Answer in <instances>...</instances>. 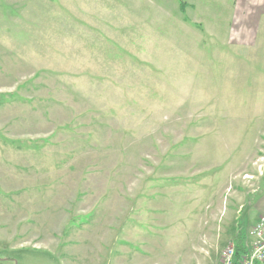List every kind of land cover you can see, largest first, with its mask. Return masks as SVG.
<instances>
[{"label": "rangeland", "instance_id": "rangeland-1", "mask_svg": "<svg viewBox=\"0 0 264 264\" xmlns=\"http://www.w3.org/2000/svg\"><path fill=\"white\" fill-rule=\"evenodd\" d=\"M230 1L0 0V264H220L241 232L248 249L264 0Z\"/></svg>", "mask_w": 264, "mask_h": 264}, {"label": "built area", "instance_id": "built-area-1", "mask_svg": "<svg viewBox=\"0 0 264 264\" xmlns=\"http://www.w3.org/2000/svg\"><path fill=\"white\" fill-rule=\"evenodd\" d=\"M264 216L260 215L248 231L250 245L238 258L235 245L227 244L221 251L220 264H258L264 262Z\"/></svg>", "mask_w": 264, "mask_h": 264}, {"label": "trees", "instance_id": "trees-1", "mask_svg": "<svg viewBox=\"0 0 264 264\" xmlns=\"http://www.w3.org/2000/svg\"><path fill=\"white\" fill-rule=\"evenodd\" d=\"M235 250H236V256L237 258L244 253L246 250L243 248L242 246V232L240 233L239 237H238V241L235 245ZM258 264H264V263H258Z\"/></svg>", "mask_w": 264, "mask_h": 264}, {"label": "crops", "instance_id": "crops-1", "mask_svg": "<svg viewBox=\"0 0 264 264\" xmlns=\"http://www.w3.org/2000/svg\"><path fill=\"white\" fill-rule=\"evenodd\" d=\"M232 3H233V6H232ZM242 3H244V0L242 1V0H231L230 2H229V6H228V9L229 8H231V10L233 11V7H234V9H241V7H242ZM195 8H196V6H195ZM261 215H263L264 216V213H262Z\"/></svg>", "mask_w": 264, "mask_h": 264}]
</instances>
